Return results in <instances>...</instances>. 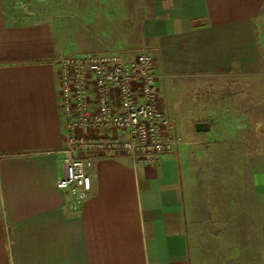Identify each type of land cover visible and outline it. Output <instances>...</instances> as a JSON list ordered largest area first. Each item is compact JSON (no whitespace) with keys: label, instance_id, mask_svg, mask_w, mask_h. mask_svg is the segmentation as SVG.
<instances>
[{"label":"crops","instance_id":"obj_1","mask_svg":"<svg viewBox=\"0 0 264 264\" xmlns=\"http://www.w3.org/2000/svg\"><path fill=\"white\" fill-rule=\"evenodd\" d=\"M263 6L264 0H0V264H264V158L252 189L238 197L218 195L203 181L182 138L151 164L100 155L87 170L89 194L70 208L71 195L57 186L64 134L56 79L57 59L75 55L66 52L71 29L80 41L90 32L89 52L152 54L157 101L166 110L177 84L198 88L264 74L257 26ZM229 88L219 87L224 100ZM226 107L222 113L233 120Z\"/></svg>","mask_w":264,"mask_h":264},{"label":"built area","instance_id":"obj_2","mask_svg":"<svg viewBox=\"0 0 264 264\" xmlns=\"http://www.w3.org/2000/svg\"><path fill=\"white\" fill-rule=\"evenodd\" d=\"M56 62L64 134L57 186L71 195L70 208L89 194L87 170L97 156L151 164L182 142L173 119L158 105L160 74L146 49L127 55L110 47L61 55Z\"/></svg>","mask_w":264,"mask_h":264},{"label":"rangeland","instance_id":"obj_3","mask_svg":"<svg viewBox=\"0 0 264 264\" xmlns=\"http://www.w3.org/2000/svg\"><path fill=\"white\" fill-rule=\"evenodd\" d=\"M262 11L264 13V6ZM257 26L264 56V15L259 17ZM75 28L79 31L77 26ZM65 34L67 36V31ZM70 34L67 54L89 52L84 42L88 41V37L92 38L90 32L86 33L82 41L77 31L73 35L71 29ZM79 34L82 35L83 30ZM225 85L231 89L229 100H226V89H219ZM195 87L193 84L190 88H182L177 84L175 88L169 89L166 110L177 120L181 129L178 134L183 141L186 140L185 145L193 153L190 154L194 158L191 161L199 167L196 173L201 174L205 183H211V188L218 195L226 190L239 197L252 189L250 179L259 161L264 158V74H252L239 79H216L213 84L207 81ZM225 105L232 109L233 120L228 114L222 113ZM197 120L208 122L209 128L196 131L194 124ZM237 144L243 145L244 149ZM186 172V177L192 174L190 170ZM208 186L204 185L203 190L208 189ZM192 188L194 193L198 188L201 190L200 185H194V182Z\"/></svg>","mask_w":264,"mask_h":264},{"label":"water","instance_id":"obj_4","mask_svg":"<svg viewBox=\"0 0 264 264\" xmlns=\"http://www.w3.org/2000/svg\"><path fill=\"white\" fill-rule=\"evenodd\" d=\"M196 131H204L209 128L208 122L198 121L194 124Z\"/></svg>","mask_w":264,"mask_h":264}]
</instances>
